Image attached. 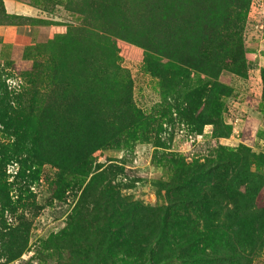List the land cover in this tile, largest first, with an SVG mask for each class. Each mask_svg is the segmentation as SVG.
Here are the masks:
<instances>
[{"label": "rangeland", "instance_id": "1", "mask_svg": "<svg viewBox=\"0 0 264 264\" xmlns=\"http://www.w3.org/2000/svg\"><path fill=\"white\" fill-rule=\"evenodd\" d=\"M20 1L0 264H264V0Z\"/></svg>", "mask_w": 264, "mask_h": 264}, {"label": "crops", "instance_id": "2", "mask_svg": "<svg viewBox=\"0 0 264 264\" xmlns=\"http://www.w3.org/2000/svg\"><path fill=\"white\" fill-rule=\"evenodd\" d=\"M6 12L11 15L40 17L38 10L31 4L20 0H3ZM35 26L31 24H0V38L4 43H13L19 37L33 36Z\"/></svg>", "mask_w": 264, "mask_h": 264}, {"label": "trees", "instance_id": "3", "mask_svg": "<svg viewBox=\"0 0 264 264\" xmlns=\"http://www.w3.org/2000/svg\"><path fill=\"white\" fill-rule=\"evenodd\" d=\"M82 2H73L66 0V7L76 13L83 19H101L103 4L97 0H81ZM35 17H26L22 15H11L6 12L4 1L0 0V24H31L36 21ZM43 20V19H40ZM27 21V22H25ZM44 21V20H43ZM67 35V34H64Z\"/></svg>", "mask_w": 264, "mask_h": 264}]
</instances>
